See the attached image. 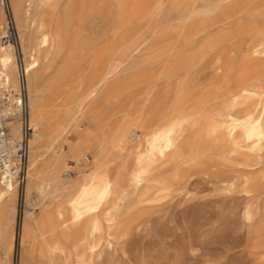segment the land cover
I'll return each instance as SVG.
<instances>
[{
	"label": "rangeland",
	"instance_id": "rangeland-1",
	"mask_svg": "<svg viewBox=\"0 0 264 264\" xmlns=\"http://www.w3.org/2000/svg\"><path fill=\"white\" fill-rule=\"evenodd\" d=\"M0 1V27L9 10L19 40L12 0ZM27 1L22 0L20 14L26 28L31 19ZM47 11L49 31L57 42L39 69V85L62 74L73 53H80L75 68L79 75L71 81L64 76L56 88L44 89L41 98L58 95L57 101L69 107L84 100L89 60L100 55L102 65L112 63L115 71L85 101L80 129L93 119L139 129L116 160L126 173L117 179V193L98 212L101 229L94 252L74 251L66 242V253L50 259L41 240L31 238V229L35 219L62 204L65 196L38 200L32 192L25 199L24 184L10 227L16 239L24 236V241L11 249L0 246V264H264V148L256 153L243 147L230 157H219L224 130L217 121L218 113L232 105L223 95L228 72L264 33V0H50ZM19 52L23 57L20 41ZM161 67L165 75L152 88L148 81ZM261 86L264 81L257 82L255 91ZM27 102L30 116L28 95ZM159 102L189 112L179 148L199 146L203 155L179 166L170 155L158 160L153 172L160 178L133 191L128 174L135 152L144 148ZM173 112V107L168 109L162 127L171 125ZM29 122L36 129L30 117ZM142 122L145 131L138 127ZM66 136L75 141L74 131ZM83 155L92 160L98 150L90 145ZM67 162L75 165L73 158ZM62 175L70 179L74 171Z\"/></svg>",
	"mask_w": 264,
	"mask_h": 264
},
{
	"label": "bare ground",
	"instance_id": "bare-ground-1",
	"mask_svg": "<svg viewBox=\"0 0 264 264\" xmlns=\"http://www.w3.org/2000/svg\"><path fill=\"white\" fill-rule=\"evenodd\" d=\"M49 2L50 0H29L26 13L31 19L27 28L20 18L22 0H12L11 5L17 20L16 28L26 70V88L31 109L29 117L31 121L36 122L35 134L30 140L28 173L24 183L25 199H30L32 192H36L38 200L39 197L65 196L62 204L52 211L43 212L39 218L35 219L34 228L31 229V238L40 239L42 250L52 259L55 255L60 256L66 253V242L71 244L74 251L80 249L95 251L96 234L101 229L97 218L98 212L101 206H104L110 197L117 193V179L126 173L124 164H118L116 160L121 156L128 137L132 132L137 135L135 132L139 128L136 129L137 127L122 122L107 124L102 120L93 119L88 126L80 129L79 123L86 113L85 101L93 98L115 71V65L112 63L108 66L102 65L100 55H93L89 60L84 100L74 107H69L57 101L58 95L41 98L44 89L56 88L64 76H68L70 78L68 80L71 81L79 75L75 72V68L80 53H73L66 62L62 74L49 79L42 86L39 85L41 78L39 69L48 61L57 42L56 37L49 31V23L46 21ZM3 26L4 24L0 30ZM251 60L259 61V63L254 65L250 62ZM162 67L155 77L148 81L152 88L165 75ZM1 75L7 77V83L13 89L18 88H15L18 81L11 44H0ZM263 81L264 33L259 36V42L254 44L248 53L243 54L237 67L230 69L225 79L227 88L223 95L230 97L232 105L231 108L229 106L230 110L223 111L224 113L217 112V121L221 122L224 130V141L219 148V157H230L233 153H239L243 147L256 153L264 148V86H261L259 91H255L257 82ZM145 82L147 83V80ZM217 93L219 95V92ZM172 107L175 119L171 125L162 127L161 121L168 116V109ZM153 108L150 125L147 126L150 130L145 135L146 139L143 137L145 143L142 147L144 148L141 150L138 148L135 152L134 164L128 174L133 191L160 178L157 179V175L153 172L154 164L158 160L170 155L179 166L190 161L195 162L196 157L202 154V151L197 148L199 146H187L192 147L188 150L179 148L182 147L179 142L180 132L182 126L190 119L189 112L181 110L175 104L168 106L161 102ZM138 127L145 131L143 122ZM72 131H74L75 141L66 138L67 133ZM90 145H94L98 150L97 157H93L92 160L83 155L85 147L87 149ZM70 158L74 159L75 165L68 164L67 161ZM66 170H73L74 176L70 179L63 176L62 173ZM18 197L19 192L14 186L5 187L0 184V246L9 249L16 244L21 246L24 241V236L17 240L10 228L17 217V208L14 203ZM113 218L114 216H110L109 220Z\"/></svg>",
	"mask_w": 264,
	"mask_h": 264
},
{
	"label": "built area",
	"instance_id": "built-area-1",
	"mask_svg": "<svg viewBox=\"0 0 264 264\" xmlns=\"http://www.w3.org/2000/svg\"><path fill=\"white\" fill-rule=\"evenodd\" d=\"M0 44L13 47L18 81V88L13 89L7 77L0 76V184L14 186L21 192L27 178L30 140L35 129L29 122L26 70L9 10H6V22L0 30Z\"/></svg>",
	"mask_w": 264,
	"mask_h": 264
}]
</instances>
